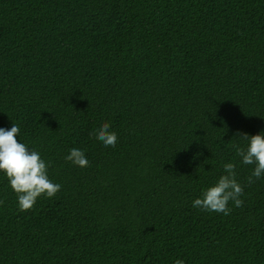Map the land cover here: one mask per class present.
Returning <instances> with one entry per match:
<instances>
[{
    "label": "trees",
    "instance_id": "trees-1",
    "mask_svg": "<svg viewBox=\"0 0 264 264\" xmlns=\"http://www.w3.org/2000/svg\"><path fill=\"white\" fill-rule=\"evenodd\" d=\"M13 123L61 188L22 212L0 172V264H264V175L234 147L264 132V0H0ZM226 163L243 205L193 208Z\"/></svg>",
    "mask_w": 264,
    "mask_h": 264
},
{
    "label": "clouds",
    "instance_id": "clouds-1",
    "mask_svg": "<svg viewBox=\"0 0 264 264\" xmlns=\"http://www.w3.org/2000/svg\"><path fill=\"white\" fill-rule=\"evenodd\" d=\"M43 126V125H42ZM20 127L13 123L10 130L0 129V172L8 178L11 189L17 194L18 208L20 211L30 210L41 196L54 197L61 188L60 184L50 181L46 171V163L41 159L40 153L32 150L21 142H17ZM95 139L102 142L105 147H114L117 143V133L111 130L109 122H104L93 133ZM247 142L246 147L235 145L236 154L243 165H255L252 175L248 178L253 182L264 175V132L249 137L246 133H236ZM67 161L81 168L89 166V160L85 152L78 148H72ZM206 162V161H205ZM236 164H224V175L217 182L202 191L200 198L193 201V208H199L206 212L223 213L227 216L231 213L229 203L239 208L244 201L243 187L237 180ZM3 201H0L2 204ZM175 264H184L182 260H176Z\"/></svg>",
    "mask_w": 264,
    "mask_h": 264
}]
</instances>
